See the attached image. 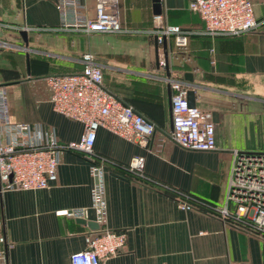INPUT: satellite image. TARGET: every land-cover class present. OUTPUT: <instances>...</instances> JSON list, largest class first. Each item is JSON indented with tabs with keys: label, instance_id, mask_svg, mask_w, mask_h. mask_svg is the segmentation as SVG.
Instances as JSON below:
<instances>
[{
	"label": "crops",
	"instance_id": "crops-1",
	"mask_svg": "<svg viewBox=\"0 0 264 264\" xmlns=\"http://www.w3.org/2000/svg\"><path fill=\"white\" fill-rule=\"evenodd\" d=\"M249 1L254 29L209 36L188 10L189 0H160L157 18L152 0H119L117 18L124 31L87 34L57 28V0H0V83L11 122L52 130L59 143L77 140L81 124L53 111L44 77L80 71L81 55L89 52L101 68L103 86L155 125L147 147L96 130L93 152L106 158L104 225L126 230L120 252L103 264H264V237L200 210H180L164 189L220 204L232 151H264V0ZM79 2L91 16L94 0ZM164 25L188 30L186 45L177 47L173 37L165 49L158 45L153 32ZM164 51L161 66L157 60L164 59ZM168 75L193 89L195 106L210 113L214 149L186 150L167 139ZM232 127L254 135L256 147L231 146L226 137ZM134 156L142 157V175L126 168ZM91 183L88 163L65 149L48 187L1 191L7 264H67L70 253L83 249V234L96 230L77 220L95 222ZM77 208L85 214L58 213Z\"/></svg>",
	"mask_w": 264,
	"mask_h": 264
},
{
	"label": "built area",
	"instance_id": "built-area-1",
	"mask_svg": "<svg viewBox=\"0 0 264 264\" xmlns=\"http://www.w3.org/2000/svg\"><path fill=\"white\" fill-rule=\"evenodd\" d=\"M118 2L94 0L93 14L90 16L86 15L79 0H57V28L86 34L123 32L117 18ZM188 10L203 21V32L209 36H238L256 27L249 0H189ZM153 33L158 45H162L168 37H173L177 47H184L189 31L177 25H164ZM81 62L80 71L44 77L53 111L82 126L78 139L67 143H59L52 130L43 132L37 125L11 122L6 92L0 83V192L48 187L56 179L59 152L65 149L79 152L88 163L92 179L89 188L90 208L97 228L83 234L84 248L70 253L67 264H103L106 258L120 252L126 239V230L110 229L104 225L102 176L106 158L93 152L96 130L103 128L127 141H137L147 147L156 128L130 105L122 103L104 88L101 68L91 53H82ZM157 62L161 66L165 64L163 58H158ZM164 80L172 91L167 139L186 150L214 149V123L208 110L187 104L186 83L169 75ZM142 162V157L134 156L126 168L142 175ZM164 189L173 195L175 205L180 210H200L218 217L223 223L264 237V151H232L220 204L167 187ZM58 213L78 218L85 214V208L61 210ZM7 248L8 243L0 232V264H7Z\"/></svg>",
	"mask_w": 264,
	"mask_h": 264
},
{
	"label": "water",
	"instance_id": "water-1",
	"mask_svg": "<svg viewBox=\"0 0 264 264\" xmlns=\"http://www.w3.org/2000/svg\"><path fill=\"white\" fill-rule=\"evenodd\" d=\"M153 4H152V12L155 14V15H158L160 13V0H152ZM19 35L20 37L23 39L24 43H26L25 41V35H26V32L24 30H20L19 31ZM162 48L165 49L166 48V40H163L162 42ZM166 59V52L164 51V60ZM184 78L190 82L192 80V77L189 73H186L184 75ZM168 87V86H167ZM169 89V87H168ZM167 101H168V110L170 112V92L168 90V93H167ZM186 101H187V104L189 106H195L194 104V91L193 89L191 88H188L186 90ZM170 121H171V118H170V114H169V126H170ZM79 223H84L86 224L88 227L90 228H94L96 229L97 228V224L95 222H91V221H84L83 219H77Z\"/></svg>",
	"mask_w": 264,
	"mask_h": 264
},
{
	"label": "rangeland",
	"instance_id": "rangeland-1",
	"mask_svg": "<svg viewBox=\"0 0 264 264\" xmlns=\"http://www.w3.org/2000/svg\"><path fill=\"white\" fill-rule=\"evenodd\" d=\"M226 138L231 146L238 149L255 148L258 140L254 135L248 132L242 130L235 132L234 127H232V132L229 133Z\"/></svg>",
	"mask_w": 264,
	"mask_h": 264
},
{
	"label": "trees",
	"instance_id": "trees-1",
	"mask_svg": "<svg viewBox=\"0 0 264 264\" xmlns=\"http://www.w3.org/2000/svg\"><path fill=\"white\" fill-rule=\"evenodd\" d=\"M105 88V87H104ZM106 89V88H105ZM107 90V89H106ZM108 91V90H107ZM108 92H110V91H108ZM111 93V92H110ZM111 94H113V93H111ZM114 95V94H113ZM117 98V97H116ZM119 99V98H118ZM122 103H124V104H126V105H129V104H127V103H125L124 101H122V100H120ZM134 110V109H133ZM135 111V110H134ZM136 112V111H135ZM138 113V112H137ZM138 114H140V113H138ZM141 115V114H140ZM142 116V115H141ZM145 118V117H144ZM146 119V118H145ZM148 120V119H147ZM211 203V202H210Z\"/></svg>",
	"mask_w": 264,
	"mask_h": 264
}]
</instances>
